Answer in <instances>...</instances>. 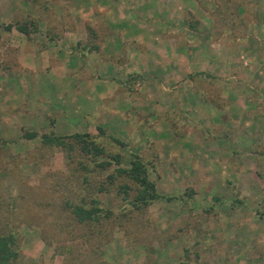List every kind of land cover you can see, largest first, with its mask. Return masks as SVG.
Returning a JSON list of instances; mask_svg holds the SVG:
<instances>
[{
  "label": "rangeland",
  "instance_id": "obj_1",
  "mask_svg": "<svg viewBox=\"0 0 264 264\" xmlns=\"http://www.w3.org/2000/svg\"><path fill=\"white\" fill-rule=\"evenodd\" d=\"M73 132L102 152L41 140ZM6 232L12 264H264V0H0Z\"/></svg>",
  "mask_w": 264,
  "mask_h": 264
},
{
  "label": "trees",
  "instance_id": "obj_2",
  "mask_svg": "<svg viewBox=\"0 0 264 264\" xmlns=\"http://www.w3.org/2000/svg\"><path fill=\"white\" fill-rule=\"evenodd\" d=\"M17 29L20 31H28L29 28L26 22L18 23L16 25ZM35 135L33 131L25 132V136L32 137ZM113 141L121 143V141L115 136H111ZM72 138V140L68 139ZM41 140L46 143L60 144L65 147V149H71L73 147V141H79V147L85 152H92L93 154H98L102 152V148L95 144L91 137H88L87 132L79 133L73 132L67 136H56L53 134H42ZM118 154H113L112 158L118 161ZM106 163V162H100ZM116 171L118 173H125L130 178H132L138 185V189L133 196L134 201H139L141 203L147 202L149 199L158 196L155 191V186L152 180H150L146 174V167L141 161V159L135 154L133 158L129 160V165L126 167H117ZM97 206L84 207L81 204H73L71 210L73 214L79 219H90L95 214ZM18 251L16 248L15 237L11 232L0 233V264H12V261L17 257Z\"/></svg>",
  "mask_w": 264,
  "mask_h": 264
}]
</instances>
